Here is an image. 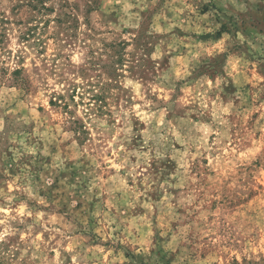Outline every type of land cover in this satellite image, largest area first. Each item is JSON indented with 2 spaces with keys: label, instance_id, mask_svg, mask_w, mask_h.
I'll use <instances>...</instances> for the list:
<instances>
[{
  "label": "rangeland",
  "instance_id": "obj_1",
  "mask_svg": "<svg viewBox=\"0 0 264 264\" xmlns=\"http://www.w3.org/2000/svg\"><path fill=\"white\" fill-rule=\"evenodd\" d=\"M43 5L0 0V264H264V0Z\"/></svg>",
  "mask_w": 264,
  "mask_h": 264
},
{
  "label": "trees",
  "instance_id": "obj_2",
  "mask_svg": "<svg viewBox=\"0 0 264 264\" xmlns=\"http://www.w3.org/2000/svg\"><path fill=\"white\" fill-rule=\"evenodd\" d=\"M35 2H37V3H41L42 4V7H44V9L46 10L47 8L45 7V5H43V0H30V3H35ZM34 7H36L35 9H37V7H38V5H35ZM120 63H121V61L119 60L118 62H112L111 63V65L110 66H106V67H104L107 71H110V69H114L115 68V66H118V65H120ZM16 72H18V71H16ZM59 100H62V98H60ZM51 104L52 105H55L56 103L55 102H53V101H51ZM65 105H67V104H65Z\"/></svg>",
  "mask_w": 264,
  "mask_h": 264
}]
</instances>
